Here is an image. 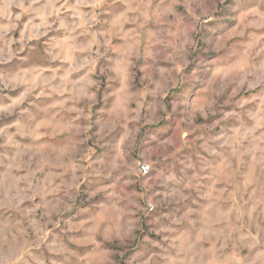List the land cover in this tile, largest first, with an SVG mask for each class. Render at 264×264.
<instances>
[{"label":"rangeland","instance_id":"obj_1","mask_svg":"<svg viewBox=\"0 0 264 264\" xmlns=\"http://www.w3.org/2000/svg\"><path fill=\"white\" fill-rule=\"evenodd\" d=\"M0 264H264V0H0Z\"/></svg>","mask_w":264,"mask_h":264},{"label":"crops","instance_id":"obj_2","mask_svg":"<svg viewBox=\"0 0 264 264\" xmlns=\"http://www.w3.org/2000/svg\"><path fill=\"white\" fill-rule=\"evenodd\" d=\"M209 175L210 176H207L208 177L207 178L208 180H207V183H206V184H209V185H206V187H207L206 189H210V190L214 189V190H216L217 188H219V187L222 186V183H223L222 182V179H220L218 177V175H217V179L215 178V175L213 174V172H209ZM230 179H231L230 176H228V178L226 177L225 184H228V186L231 188L232 187V180H230ZM187 187H188V191L189 192H188L186 198L188 200H190V185H189V183H188ZM212 197L214 199L217 198V196H216L215 193H213ZM218 198L220 199V196L219 195H218ZM231 201H232V198H230L229 202H231ZM234 204L236 205V201L234 202Z\"/></svg>","mask_w":264,"mask_h":264},{"label":"built area","instance_id":"obj_3","mask_svg":"<svg viewBox=\"0 0 264 264\" xmlns=\"http://www.w3.org/2000/svg\"><path fill=\"white\" fill-rule=\"evenodd\" d=\"M139 172L142 176H148L151 172V168H150V165L148 164H142L140 165L139 167ZM154 209V205L152 203H148L147 204V210L149 212H152Z\"/></svg>","mask_w":264,"mask_h":264}]
</instances>
